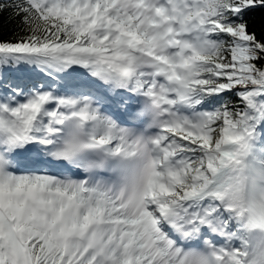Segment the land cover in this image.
Here are the masks:
<instances>
[{"label":"snow or ice","instance_id":"obj_1","mask_svg":"<svg viewBox=\"0 0 264 264\" xmlns=\"http://www.w3.org/2000/svg\"><path fill=\"white\" fill-rule=\"evenodd\" d=\"M0 264H264V0H0Z\"/></svg>","mask_w":264,"mask_h":264}]
</instances>
